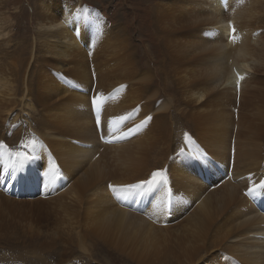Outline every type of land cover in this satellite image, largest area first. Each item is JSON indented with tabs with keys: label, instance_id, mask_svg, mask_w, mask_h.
Listing matches in <instances>:
<instances>
[{
	"label": "bare ground",
	"instance_id": "6f19581e",
	"mask_svg": "<svg viewBox=\"0 0 264 264\" xmlns=\"http://www.w3.org/2000/svg\"><path fill=\"white\" fill-rule=\"evenodd\" d=\"M16 1L0 0V142L8 145L0 149V217L8 210L24 218L18 220L23 230L36 228L43 216L32 204L86 166L70 202L94 187L89 209L108 207L100 231L125 238V247L117 248L123 255L166 262L184 251L178 264H198L207 251L198 245L219 228L215 237L225 243L220 255H211L213 264H264V188L245 194L252 181L264 180V16L262 29L249 32L242 0H227L226 7L225 0H141L158 38L142 51L123 25L103 19L99 30L85 28L76 19L84 6L37 0L38 11L10 10ZM87 15L100 17L93 10ZM34 22L39 35L31 42ZM231 25L236 41L229 38ZM138 31L139 41L148 39ZM15 50L8 67L5 59ZM97 93L112 96L102 107L103 121L133 113L126 130L152 119L132 137L106 143L91 102ZM25 106L34 118L12 122ZM182 148L185 154H177ZM17 152L35 159L21 167ZM205 153L206 159L197 158ZM119 161L125 171H109ZM157 169L166 170L173 191L170 211H157L155 193L121 202L107 187L111 176L131 184ZM220 214L226 218L218 220ZM138 234L141 250L131 248ZM171 243L175 250L167 248Z\"/></svg>",
	"mask_w": 264,
	"mask_h": 264
},
{
	"label": "rangeland",
	"instance_id": "374dc122",
	"mask_svg": "<svg viewBox=\"0 0 264 264\" xmlns=\"http://www.w3.org/2000/svg\"><path fill=\"white\" fill-rule=\"evenodd\" d=\"M36 1L17 0L16 6L11 5L10 10L16 11L21 5L28 12H31L33 7L37 10ZM55 1L69 3L74 9L81 6L88 7L107 21L111 27L123 25L128 31L129 38L135 40V44L142 51L144 49L147 50L149 45L153 46L151 43L158 41L152 15H148L143 9V5L140 4L141 0ZM242 3L248 10L245 28L249 32L262 29L264 0H242ZM15 21H19L20 24L26 23L25 20H21L19 17ZM129 25H132L135 33H130ZM31 26L27 35L28 40L32 42L39 34L37 31L38 25L34 22ZM138 29L148 39L139 41ZM15 52L17 51L15 50L13 54L9 55L8 59H5L8 67H10V62L16 59L14 56ZM101 56H104V53H101ZM109 58L110 52L108 53ZM31 102L34 104L33 101ZM33 116L34 112L31 107L25 106L24 110H20V107H18L15 116L12 117V122H17L20 119H23L25 122H30L34 118ZM7 138L8 143L13 147L14 138L11 134ZM179 152L180 150L176 153L178 154ZM87 163L85 161V164ZM111 165L112 167H110L109 171L113 168L125 171L124 161L113 162ZM86 172L87 167H82L79 172L67 180H63L55 190L47 192L41 198L40 204H32L35 210L39 208V212L35 211V213L43 216V222H35L36 228L34 229L29 227L23 230V221L20 222L18 220L24 218L11 215L8 210H5L2 215L4 216V220H2V216L0 217V264H178V260L182 258L181 253L184 251L178 252L176 257L171 255L166 262L149 257L148 260H144V254H140L136 260L123 255L117 248L120 246L125 247V238L118 233L105 237L103 232L100 231V229H105L108 224L101 219L102 214L108 207L95 211L89 209L90 206L95 205L94 199L92 203H89L90 200L88 199L92 198L89 196V193L94 190V187L87 194L81 193L80 200L74 203L70 202V197L75 192L74 185L85 176ZM81 182L87 183L85 180ZM110 183L124 184L125 182L115 176H111ZM85 187H89V185H85L83 188ZM69 189L71 191L67 193ZM7 200L10 199L6 198L5 201L7 202ZM7 204L8 208L12 207L11 203ZM104 205V203H101L99 208ZM136 213L138 216H143L141 210ZM225 218L226 214H220L217 217L218 220H224ZM114 224L117 225V222L115 221ZM218 229L215 228L212 230L203 244L198 245L197 243L198 246L205 245L208 251L198 260V264H205L206 262L213 264L211 255H220L225 242L215 237ZM122 233L125 235V232ZM139 239H141V234H138V236L133 237V240H130L134 243L131 248L140 249L136 244ZM214 244H219V246H214ZM220 246L221 249L218 248ZM174 247H176L174 243L167 245V248L170 250H175ZM225 256L224 259H227V254Z\"/></svg>",
	"mask_w": 264,
	"mask_h": 264
},
{
	"label": "snow or ice",
	"instance_id": "6c2138e0",
	"mask_svg": "<svg viewBox=\"0 0 264 264\" xmlns=\"http://www.w3.org/2000/svg\"><path fill=\"white\" fill-rule=\"evenodd\" d=\"M227 6V0H225V7ZM90 11L87 7L82 10L78 11L76 19L82 23V25L87 28L88 26H95L98 30L100 28V23L102 22L103 18H93L87 15V12ZM83 12L84 15L81 17L79 14ZM230 39L236 41L237 36V29L235 25H231V34L229 36ZM239 79H244V77H240ZM126 86L121 85L119 88L114 90L113 95L119 93L122 89ZM112 96H105L103 93H97L91 97L92 105L95 108L96 113V128L97 132L102 141L106 143H113L117 140H123L132 137L137 132L140 131L141 128L145 127L150 121L151 116L146 117L145 120L141 121L140 124L133 125L132 127H128L125 130V126L129 120H131L133 113H125L121 115H117L111 117L108 121H103L101 119V111L102 107L105 103L111 99ZM191 137L188 134H185V143L186 145H190ZM29 147L35 148V142H33ZM8 145L0 142V149L7 150ZM180 154L184 155L185 150L182 148L180 150ZM189 155L195 156L194 152H189ZM3 155V153H0ZM17 157L20 158L19 164L22 167L25 161L35 159L34 156H28L26 153L17 152L15 153ZM207 154H202L201 156L197 157L198 159H206ZM43 175V174H42ZM10 179H17L15 171L12 172ZM248 179L252 181L251 174L249 175ZM109 191L121 202H127L129 200L133 201H140L141 199L150 196L152 194H156L155 204L157 211H170L172 204H173V191L168 184V178L166 175V170L164 169H157L153 171L148 179L139 180L135 183L131 184H112L109 183L107 185ZM264 188V180L260 181L257 184L255 181H252L250 186L246 191V195L252 197L258 193L259 189Z\"/></svg>",
	"mask_w": 264,
	"mask_h": 264
}]
</instances>
